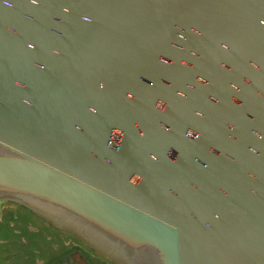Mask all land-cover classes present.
Instances as JSON below:
<instances>
[{"label": "water", "instance_id": "95a60500", "mask_svg": "<svg viewBox=\"0 0 264 264\" xmlns=\"http://www.w3.org/2000/svg\"><path fill=\"white\" fill-rule=\"evenodd\" d=\"M0 201L115 264H264V0H0Z\"/></svg>", "mask_w": 264, "mask_h": 264}, {"label": "crops", "instance_id": "0c3cea01", "mask_svg": "<svg viewBox=\"0 0 264 264\" xmlns=\"http://www.w3.org/2000/svg\"><path fill=\"white\" fill-rule=\"evenodd\" d=\"M12 227H14V226H12ZM52 228H54V227H52ZM52 228H50L49 226L46 227L45 235L47 237V239H46L47 242L45 243V240L44 241L43 240H37L35 242V245L31 246V249L28 247L25 248L23 245H18V244H20V242L10 244V241L0 239V243H5L7 241L9 243V245H3V247L9 248L10 249L9 251H11V248H13V247H17V249H20L21 254L16 256L18 258V260L15 262H12L15 264H46L47 262H49L52 259V257H54L55 255H57L59 253H60V255H64L68 251H71L72 249H76V250L81 249V245H83V243H84L81 239L75 238V236L70 234L69 232L62 230V229H59V232H61V234L65 235V236L66 235L69 236V239L72 242L70 245L71 248H69L66 245V243H62V244L60 243L61 238L60 237L58 238L59 233L58 232H55V233L51 232V230H54ZM37 229L38 228L33 226V230L37 231ZM55 229H57V228H55ZM17 233H19V232L17 231ZM52 234H57V237L55 236V238H54L52 236ZM61 237H64V236H61ZM19 240L21 242L27 241L26 236H23ZM4 254H0V257L3 258ZM5 256H6V254H5ZM7 256H8V254H7ZM29 258H31L30 262L28 261ZM8 263H10V262H8ZM65 264H69V263H67V261L65 260Z\"/></svg>", "mask_w": 264, "mask_h": 264}, {"label": "rangeland", "instance_id": "374dc122", "mask_svg": "<svg viewBox=\"0 0 264 264\" xmlns=\"http://www.w3.org/2000/svg\"><path fill=\"white\" fill-rule=\"evenodd\" d=\"M24 208L17 204V203H13L10 201H0V227L3 228L5 226H16L18 225V223H16L15 218H17V216H19V214H25L23 211ZM23 216V215H22ZM29 226H27L30 230H33V226L36 227L35 225H33L31 222L28 224ZM37 228V227H36ZM17 231L19 232V229L16 228L15 229V233H17ZM5 231H1V234H5ZM18 234V233H17ZM52 236L55 238V236L57 237V234H52ZM64 236V237H61ZM61 238V244L62 243H66V245L71 248V240L69 239V236H65L61 233H59L58 238ZM1 239V238H0ZM27 239V238H26ZM10 240V239H9ZM8 241V240H7ZM5 243H0L3 245H9L8 242ZM20 242V244L18 245H23L25 248L28 247L31 249V246L35 245V242H31L29 241V239H27V241L25 242H21L19 239L17 238H13L12 240H10V244L12 243H17ZM73 245V244H72ZM4 250H6L4 256V259L0 257V262L5 263V262H15L18 260V258L16 257L17 255L21 254L20 249H17V247H13L11 248V251H9V248H5L3 247ZM17 249V250H16ZM76 249H72V251H75ZM9 252V253H8ZM8 254V256H7ZM28 261H31V258L28 259Z\"/></svg>", "mask_w": 264, "mask_h": 264}, {"label": "trees", "instance_id": "16d2710c", "mask_svg": "<svg viewBox=\"0 0 264 264\" xmlns=\"http://www.w3.org/2000/svg\"><path fill=\"white\" fill-rule=\"evenodd\" d=\"M25 214H19L17 218H15L16 223L18 225L12 227L5 226L3 228L0 227V238L3 240H12L13 238L21 239L23 236H26L27 239H29L31 242H36L37 240H45V243L47 242V237L45 235L46 227L51 225L46 223L43 219L38 217L35 213L30 211L29 209H23ZM23 215V216H22ZM32 223L35 225L38 229L36 230H30L27 226H29V223ZM19 229V233H15V229ZM53 229V228H52ZM5 231V234H1V231ZM58 229L51 230V232L55 233L58 232ZM10 239V240H9ZM6 250L3 249V244H0V254H4Z\"/></svg>", "mask_w": 264, "mask_h": 264}, {"label": "flooded vegetation", "instance_id": "af4514ba", "mask_svg": "<svg viewBox=\"0 0 264 264\" xmlns=\"http://www.w3.org/2000/svg\"><path fill=\"white\" fill-rule=\"evenodd\" d=\"M157 155H158V152H157ZM22 207L24 209H28L24 206H22ZM29 210L32 211L31 209H29ZM32 212L35 213L34 211H32ZM36 215L38 217H40L41 219H43L46 223H48L52 227H54L53 229H55V228H57L58 230L61 229L60 227L48 222L47 220H45L44 218H42L38 214H36ZM58 233H61V232L58 231ZM70 234L74 235L75 238L80 239L75 234H73V233H70ZM3 258H4V256H3ZM65 260L69 264H115L113 261L104 257L103 255L96 253V251L92 247H90V245H87V244L85 245L84 243H83V245H81L80 250H75V251L71 250V251H68L64 255H60V253H59V254L55 255L54 257H52V259L49 262H47L46 264H65ZM0 264H15V263H8V261H7L6 263L0 262Z\"/></svg>", "mask_w": 264, "mask_h": 264}, {"label": "clouds", "instance_id": "9594fccd", "mask_svg": "<svg viewBox=\"0 0 264 264\" xmlns=\"http://www.w3.org/2000/svg\"><path fill=\"white\" fill-rule=\"evenodd\" d=\"M5 2L7 3V0H5ZM35 2V0H33V3ZM154 159V157H152Z\"/></svg>", "mask_w": 264, "mask_h": 264}]
</instances>
